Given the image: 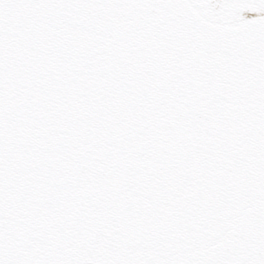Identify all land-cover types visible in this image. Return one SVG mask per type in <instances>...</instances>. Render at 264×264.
I'll list each match as a JSON object with an SVG mask.
<instances>
[{
  "label": "snow or ice",
  "instance_id": "snow-or-ice-1",
  "mask_svg": "<svg viewBox=\"0 0 264 264\" xmlns=\"http://www.w3.org/2000/svg\"><path fill=\"white\" fill-rule=\"evenodd\" d=\"M0 264H264V0H0Z\"/></svg>",
  "mask_w": 264,
  "mask_h": 264
}]
</instances>
